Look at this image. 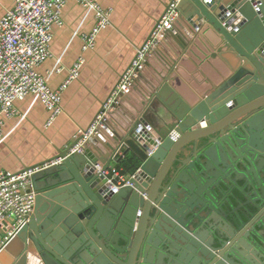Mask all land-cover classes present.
<instances>
[{
  "label": "water",
  "instance_id": "water-1",
  "mask_svg": "<svg viewBox=\"0 0 264 264\" xmlns=\"http://www.w3.org/2000/svg\"><path fill=\"white\" fill-rule=\"evenodd\" d=\"M177 9L81 154L52 144L0 264H264V0Z\"/></svg>",
  "mask_w": 264,
  "mask_h": 264
},
{
  "label": "crops",
  "instance_id": "crops-1",
  "mask_svg": "<svg viewBox=\"0 0 264 264\" xmlns=\"http://www.w3.org/2000/svg\"><path fill=\"white\" fill-rule=\"evenodd\" d=\"M15 1L0 0V18ZM97 1L112 9L110 24L97 35L95 48L86 51L81 48V35L94 25L93 13L76 0L65 1L62 25L52 27L51 56L37 67V72L47 78L51 89L56 90L79 57H83L84 63L78 77L61 91L62 111L50 125L46 126L49 111L38 96L28 94L14 102L17 115L3 126L6 137L0 145L1 170L16 172L38 166L56 153L53 143L67 145L70 139L77 137L80 129L90 125L170 0ZM199 79L195 83L191 79L192 85L185 86L186 91L197 92L198 85L205 84ZM111 165L121 167L127 177L135 173L122 164Z\"/></svg>",
  "mask_w": 264,
  "mask_h": 264
},
{
  "label": "built area",
  "instance_id": "built-area-1",
  "mask_svg": "<svg viewBox=\"0 0 264 264\" xmlns=\"http://www.w3.org/2000/svg\"><path fill=\"white\" fill-rule=\"evenodd\" d=\"M66 0H16L14 6L0 18V145L6 134L3 131L5 122L17 115L14 106L16 100H22L28 94L39 97L49 111L46 126L61 113V91L79 75L84 63L83 57L69 69L68 76L62 85L53 90L49 87L47 78L37 72V67L51 56L50 42L52 27L62 25L61 13ZM85 9L92 11L95 23L86 34L81 35L82 50L95 48L96 37L100 31L110 24L112 9L103 7L97 0H76ZM180 0H170L165 12L151 31L148 39L137 50L130 65L121 74L118 82L104 101L101 110L88 127L79 130V136L66 156L83 151L86 141L103 127L109 111L116 108L117 98L127 92L132 80L143 69L146 52L154 47L166 30L172 27L179 11ZM61 158L40 166L22 171H7L0 169V249L4 247L20 231L27 216L32 212L35 203L33 175L42 168L52 166ZM98 171L108 178L113 188L131 185L121 167L110 165Z\"/></svg>",
  "mask_w": 264,
  "mask_h": 264
},
{
  "label": "trees",
  "instance_id": "trees-1",
  "mask_svg": "<svg viewBox=\"0 0 264 264\" xmlns=\"http://www.w3.org/2000/svg\"><path fill=\"white\" fill-rule=\"evenodd\" d=\"M120 164H121V163H120ZM122 165H123V164H122ZM123 166H125V165H123ZM125 168H127V169H133V170H134V167L129 168V167L125 166Z\"/></svg>",
  "mask_w": 264,
  "mask_h": 264
}]
</instances>
